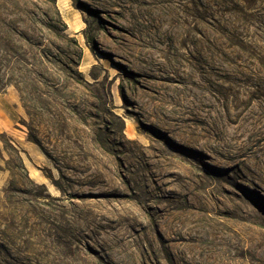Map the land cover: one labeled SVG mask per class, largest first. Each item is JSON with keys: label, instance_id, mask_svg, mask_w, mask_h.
<instances>
[{"label": "rangeland", "instance_id": "rangeland-1", "mask_svg": "<svg viewBox=\"0 0 264 264\" xmlns=\"http://www.w3.org/2000/svg\"><path fill=\"white\" fill-rule=\"evenodd\" d=\"M0 264H264V0H0Z\"/></svg>", "mask_w": 264, "mask_h": 264}, {"label": "bare ground", "instance_id": "bare-ground-1", "mask_svg": "<svg viewBox=\"0 0 264 264\" xmlns=\"http://www.w3.org/2000/svg\"><path fill=\"white\" fill-rule=\"evenodd\" d=\"M34 176H35V175H34ZM34 176H33V177H34Z\"/></svg>", "mask_w": 264, "mask_h": 264}]
</instances>
